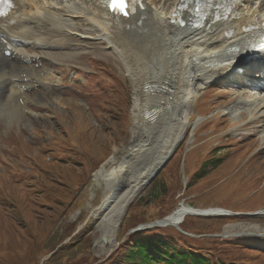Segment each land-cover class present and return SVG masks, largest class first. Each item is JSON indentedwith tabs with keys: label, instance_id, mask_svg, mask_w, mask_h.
<instances>
[{
	"label": "rangeland",
	"instance_id": "rangeland-1",
	"mask_svg": "<svg viewBox=\"0 0 264 264\" xmlns=\"http://www.w3.org/2000/svg\"><path fill=\"white\" fill-rule=\"evenodd\" d=\"M23 1L26 12H35L29 0ZM45 1L74 9L76 18L68 15L69 26L40 28L49 31L42 40L15 46L25 58L42 59L36 68L47 77L44 84L36 82L37 89H27L25 101L0 95V264H101L135 232H129L132 228L165 214L162 226L192 236L193 246L212 251L211 257L230 264H264L262 70L254 69L249 80L240 83L216 77L196 85L191 108L182 116L187 127L160 177L165 192L148 183L104 243L98 229L104 212L94 210L100 211L105 188L94 183V173L115 164L122 152L115 160L112 155L132 141L135 77L96 23L79 18L83 0ZM147 1L166 14L177 0ZM243 5L244 15L264 13V0H246ZM128 32L131 39H141L139 31ZM245 101L251 105L230 113ZM22 102L25 113L20 111ZM157 155L151 153L149 163ZM143 198L148 204L139 202ZM130 205L135 207L129 214L139 221L160 218L122 236ZM220 207L231 214L215 215ZM200 211L212 215H195ZM83 228L92 238L97 260L85 262L78 255L82 251L65 250L50 261Z\"/></svg>",
	"mask_w": 264,
	"mask_h": 264
},
{
	"label": "bare ground",
	"instance_id": "bare-ground-1",
	"mask_svg": "<svg viewBox=\"0 0 264 264\" xmlns=\"http://www.w3.org/2000/svg\"><path fill=\"white\" fill-rule=\"evenodd\" d=\"M12 1L11 12L0 18V95L8 101L16 98L25 101L29 98L27 89H37L36 82L44 84L47 76L36 68L42 59L25 58L15 46L42 40L49 31L41 32L40 28L61 30L71 24L66 19L68 15L72 19L76 16L74 9L57 7V2L29 0L30 6L36 9L28 13L23 0ZM184 1L177 0L163 14L143 0L137 13L125 18L112 15L109 7H103L102 0H83L79 7V18L96 23L104 40L126 60L135 77L131 144L112 155L111 160H115L122 152L110 168L103 165L94 173V183L105 188L102 206L97 208L100 211L94 210L95 214L104 212L98 225L103 237L116 233L127 205L148 184L156 168L174 153L187 127L182 116L191 108L190 97L196 85L216 77H221L220 82L240 83L249 80L248 75L256 68L264 73L259 61L247 62L252 57L251 44L261 36V33L253 34V29L264 30L255 29L260 24V13L253 11L244 15L246 0L237 4L228 17L218 19L214 16L216 9L209 10L211 16L203 28H197L196 19L191 18L194 11L183 13ZM14 10L20 13L15 14ZM238 11L243 12L241 17H233ZM128 31H139L141 39H131ZM241 69L246 76L240 73ZM25 104H20L22 113H25ZM248 104L249 101L239 102L230 113L236 114ZM147 111L155 114L154 122L144 121ZM155 152L158 155L149 163L150 154Z\"/></svg>",
	"mask_w": 264,
	"mask_h": 264
},
{
	"label": "trees",
	"instance_id": "trees-1",
	"mask_svg": "<svg viewBox=\"0 0 264 264\" xmlns=\"http://www.w3.org/2000/svg\"><path fill=\"white\" fill-rule=\"evenodd\" d=\"M217 152H220V150ZM168 164L166 166H168ZM165 169L166 167L162 169V171L152 182L155 183L157 188L161 187L162 193L165 192L166 186L161 183L160 177ZM155 198L149 200V202H153ZM147 200L148 198H143L139 202L148 204ZM132 207L134 208L135 205H132L130 208H128V211L123 217L121 234L122 236L125 235L130 228L140 223H145L149 220L160 218V216H158L155 218L139 221L135 215L129 214V211ZM141 213L139 212L138 214ZM166 215L168 214H165L163 216ZM163 216H161V218ZM188 216L189 215H187V217ZM176 222H179V220ZM89 225L90 224H87V226ZM182 225L183 223L180 226ZM168 229H173L174 235L168 234L171 232ZM194 241L195 238H193L192 236H186L178 229L171 227V225L156 226L154 228L145 229L142 231H135L127 235L121 242L119 248L116 249L101 264H230L228 262L220 260L219 258L211 257L210 253L212 251H208L210 253H207L202 248L193 246ZM91 248L92 238L90 235H88V231L83 228L80 233H78L72 239V241L63 245L58 252L54 253L50 257V261H56L59 258L60 254L65 250H67L69 253L74 254H76L75 252L79 250L83 253L78 254L83 261L95 262L97 259L92 256L93 252ZM242 262L243 263L241 264H249L247 260H244Z\"/></svg>",
	"mask_w": 264,
	"mask_h": 264
},
{
	"label": "water",
	"instance_id": "water-1",
	"mask_svg": "<svg viewBox=\"0 0 264 264\" xmlns=\"http://www.w3.org/2000/svg\"><path fill=\"white\" fill-rule=\"evenodd\" d=\"M154 120H155V114L153 113V112H151V111H147V112H145L144 113V121L145 122H154ZM144 137H145V141L148 139V135L147 134H145L144 135ZM131 143H129L128 145H130ZM128 145H125V146H123L124 147V149L128 146ZM173 154V153H172ZM171 157H172V155L171 156H169L167 159H165L160 165H159V167L158 168H156V170L154 171V174L152 175V177L150 178V181L148 182V183H150L159 173H160V171L167 165V163L170 161V159H171ZM102 203H103V201H102ZM101 203V204H102ZM100 204V205H101ZM102 206V205H101ZM220 210H222V211H219V212H215L216 214H227V213H229V212H226L225 210H223V209H220ZM195 214L196 215H207V214H209V213H207L206 211H200L199 213L198 212H195ZM121 223V222H120ZM164 224H166L165 223V219L163 218V219H158V220H156V221H154V222H151V223H148V224H146V225H139V226H137V227H135V228H132L129 232H133V231H135V230H139V229H144L145 227H153V226H157V225H164ZM102 241L104 242V243H107L108 242V239H107V237H102Z\"/></svg>",
	"mask_w": 264,
	"mask_h": 264
},
{
	"label": "snow or ice",
	"instance_id": "snow-or-ice-1",
	"mask_svg": "<svg viewBox=\"0 0 264 264\" xmlns=\"http://www.w3.org/2000/svg\"><path fill=\"white\" fill-rule=\"evenodd\" d=\"M112 6H113L114 9H118L121 12L125 11L124 0H120V3L118 5L114 2Z\"/></svg>",
	"mask_w": 264,
	"mask_h": 264
}]
</instances>
